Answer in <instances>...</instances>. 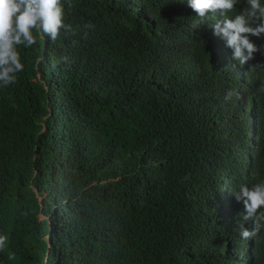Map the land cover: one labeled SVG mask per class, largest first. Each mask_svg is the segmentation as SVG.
Returning a JSON list of instances; mask_svg holds the SVG:
<instances>
[{
  "label": "trees",
  "instance_id": "1",
  "mask_svg": "<svg viewBox=\"0 0 264 264\" xmlns=\"http://www.w3.org/2000/svg\"><path fill=\"white\" fill-rule=\"evenodd\" d=\"M61 3L0 87V264H264L230 194L264 180V36L241 66L220 9Z\"/></svg>",
  "mask_w": 264,
  "mask_h": 264
},
{
  "label": "clouds",
  "instance_id": "2",
  "mask_svg": "<svg viewBox=\"0 0 264 264\" xmlns=\"http://www.w3.org/2000/svg\"><path fill=\"white\" fill-rule=\"evenodd\" d=\"M239 2L187 0V5L200 24H205L209 17L206 10H221L222 19L208 26L212 35L231 50L232 59L243 66L260 51L250 37L264 36V0H244L245 7L237 12L235 5ZM63 8L61 0H0V87L14 83L16 74L23 71L17 46L28 48L36 43L37 36L55 41L61 30H68ZM230 194L242 203L241 219L249 225L239 226V237L243 240L255 237L264 228V180L251 187L241 184Z\"/></svg>",
  "mask_w": 264,
  "mask_h": 264
}]
</instances>
